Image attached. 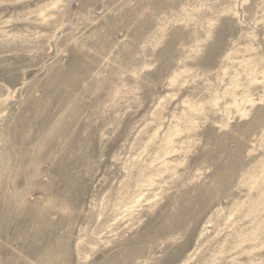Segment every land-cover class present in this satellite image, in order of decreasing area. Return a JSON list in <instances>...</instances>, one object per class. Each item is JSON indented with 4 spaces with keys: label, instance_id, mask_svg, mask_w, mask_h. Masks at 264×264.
<instances>
[{
    "label": "rangeland",
    "instance_id": "1",
    "mask_svg": "<svg viewBox=\"0 0 264 264\" xmlns=\"http://www.w3.org/2000/svg\"><path fill=\"white\" fill-rule=\"evenodd\" d=\"M0 264H264V0H0Z\"/></svg>",
    "mask_w": 264,
    "mask_h": 264
}]
</instances>
